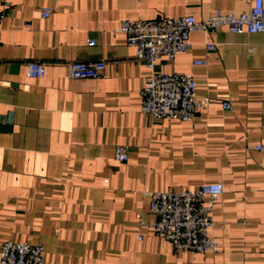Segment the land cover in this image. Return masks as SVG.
I'll use <instances>...</instances> for the list:
<instances>
[{"label":"crops","instance_id":"crops-1","mask_svg":"<svg viewBox=\"0 0 264 264\" xmlns=\"http://www.w3.org/2000/svg\"><path fill=\"white\" fill-rule=\"evenodd\" d=\"M250 6L0 0V249L5 240L41 241L47 264H264V33L196 31L187 51L158 61L162 72L192 74L197 94L211 99L179 121L142 113L147 68L114 31L126 19H202ZM44 7L54 9L48 18ZM96 60L107 63L101 78L67 76L69 62ZM29 61L46 75L29 77ZM118 145L125 162L114 158ZM211 182L224 186L210 228L218 252L175 251L142 223L155 218L147 192Z\"/></svg>","mask_w":264,"mask_h":264},{"label":"built area","instance_id":"built-area-1","mask_svg":"<svg viewBox=\"0 0 264 264\" xmlns=\"http://www.w3.org/2000/svg\"><path fill=\"white\" fill-rule=\"evenodd\" d=\"M53 11L51 7H44L41 16L48 18ZM4 15V12H0V31ZM219 28L233 33H264V0H251L249 10L239 14L217 10L202 19L191 14L153 20L126 19L115 28V33L126 35L127 44L135 48L136 58L147 68L142 89L141 111L144 115L151 120L192 121L201 108L210 103L208 96L197 94L198 83L192 74L162 72L157 64L163 57L173 60L177 54L187 51L191 47L192 33ZM95 44V40L89 41V45ZM206 47L213 50L217 45L207 42ZM195 63L203 64L204 60ZM66 67L69 78L99 79L104 75L107 63L104 60L71 61ZM27 75L32 78L44 77L46 65L29 61ZM231 107V101L223 102L224 109ZM257 149L261 150L262 146H257ZM114 158L119 162L127 161V148L116 146ZM223 191L221 182H211L197 189L147 192L151 200L149 210L155 218L152 222L142 220V223L158 237L169 241L175 251L218 252L219 242L210 235V228L214 224V204ZM44 253L45 246L41 241L5 240L1 244L0 264H47Z\"/></svg>","mask_w":264,"mask_h":264}]
</instances>
